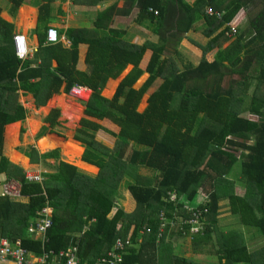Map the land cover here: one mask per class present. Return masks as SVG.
Returning a JSON list of instances; mask_svg holds the SVG:
<instances>
[{
  "label": "trees",
  "instance_id": "1",
  "mask_svg": "<svg viewBox=\"0 0 264 264\" xmlns=\"http://www.w3.org/2000/svg\"><path fill=\"white\" fill-rule=\"evenodd\" d=\"M6 1L11 15L27 3ZM52 1L45 0L39 7L36 30L43 31L37 51L26 60L16 55L11 40L14 26L0 16V173L5 175V182L14 180L20 185L17 196L0 194V238L20 239L25 248L39 255L42 244L29 235L28 229L38 219L39 211L51 208L53 226L47 232L46 249L78 247L83 264L101 262L117 239L127 238L132 246L122 251L124 264H197L173 253L167 241L171 231L161 239L158 235L160 212L164 211L168 219L188 217L191 212L184 207V199L193 201L202 191L206 198L199 205L208 211L202 217V234L190 236L193 245L197 243L195 239L204 242L216 229L220 201L224 199L231 212L264 239V0H195L192 5L184 0H129L139 7L138 23L158 22L159 44L137 46L124 42L125 31L110 27L114 14L119 13L113 4L96 14L91 29L60 30L70 47L62 42L47 44L49 24L53 22ZM208 10L223 16L209 17ZM241 10L249 18L245 29L238 31L225 49L219 48L208 63L205 55L216 44L231 39V28H238L242 18L236 15ZM197 14L203 18L205 29H210L203 32L206 37L221 31L200 47L202 59L198 66L172 69L170 58L165 57L164 36L170 33L168 40L179 46ZM81 44L88 45L86 71L77 68ZM149 52L151 56L143 68ZM128 65L132 68L120 80L114 95H102L110 80H116ZM146 72L147 80L135 88ZM159 78L162 79L157 84ZM155 84L146 108L139 111L144 95ZM63 86L67 95L76 86L91 91L75 140L85 147L81 160L97 167L99 173L93 177L79 170V164L94 168L81 160L73 164L76 167L59 161L58 149L39 154L31 147L24 155L32 164L48 159L58 163L54 172L43 174V181L29 180L24 169L4 156V134L14 147L17 123L28 119V109L19 102L20 92L32 94L40 108L55 104ZM60 117L61 110L52 109L44 120L49 127H44L38 138L47 131L52 133ZM99 131L118 139L115 151L96 140ZM25 133L20 131V135ZM46 138L50 146L60 143L54 136ZM131 143L134 147L126 157ZM39 147L43 152L51 150ZM14 155L15 163L29 162L24 155ZM78 156L68 150L65 154L68 161L75 163ZM237 161L246 185L242 196L236 193V181L232 179ZM140 167L152 169L157 175L145 177L138 173L134 182L126 183L137 203L135 211L127 214L117 206L116 193L122 178ZM173 191L178 194L176 202L169 201ZM22 196L28 200L20 201ZM182 227L187 231V224ZM241 235L230 233L224 237L219 264H264V245L252 251L239 238ZM138 240L141 242L136 246Z\"/></svg>",
  "mask_w": 264,
  "mask_h": 264
},
{
  "label": "crops",
  "instance_id": "2",
  "mask_svg": "<svg viewBox=\"0 0 264 264\" xmlns=\"http://www.w3.org/2000/svg\"><path fill=\"white\" fill-rule=\"evenodd\" d=\"M194 1L195 0H184V2L189 4V5H192L194 3ZM43 2H45V0H27V3H24L18 7V10L14 15H11V13L9 11L10 10L9 9L10 4L7 5L5 7V9H2V7H0L1 18L4 21H6L7 23H10L14 26V30H13V33L11 36L12 43H13V37L16 35H19V34L25 35L28 38L29 45L31 48V53L29 55L30 58L33 57L34 53L37 51V49L39 47V34H40V31H43L41 29L36 30L37 26H38L39 7ZM113 4L115 5V9L118 10L119 13L114 14L113 19H112V24L110 25V27L115 28V29H121V30L125 31V34L123 36L124 42L132 44V45H137V46H142L147 42H151L154 44L160 43L161 35L156 32L158 22H156V21H154V22L143 21L142 23H138L137 17L139 14V7L136 3L134 5H132V3L129 2V0H89V1H87V0H74L72 2L69 0H53L52 1L53 22L51 24H49V29L50 28H57L58 31L66 30L70 27L91 29V28H93V21L95 19L96 14L98 12L106 9V7L111 6ZM175 9L177 11V15H179V10H178L177 5H176ZM125 10H128L129 13L123 14L121 12V11H125ZM173 11H174V7H173ZM220 15H221V17L223 16L222 14H220ZM236 16H238L239 18L240 17L242 18V21L239 24L238 28H235L237 31H241L242 29H245L249 18H246L245 10L239 11ZM174 22L176 23V21H174ZM209 30L210 29H205L204 20L201 17V15L197 14L195 16V22L193 24L192 29L187 34H185L183 36L184 39L181 41L179 46L176 45L173 42V40H168L170 33H167L164 36V37H166V39H164L163 41L167 42L165 57L170 58V60H169L170 61V67L172 69H177L179 71H182V70H186L189 67H194L196 65L198 66L201 59H202V50L200 47L206 46L208 44L209 40L212 39L215 35H217L221 31V29L216 31L210 38H208L203 34V32L209 31ZM59 34H60V32H59ZM230 37H231V39H229L228 41L220 42L219 44H216V46H214L213 49L205 55V59L208 63L213 61L214 55L216 54L218 49L219 48L221 50L225 49L227 47V45L233 40V38L235 36H230ZM60 38H61L60 42H62L66 47H70L71 43L65 38V36H61V34H60ZM251 38H252V36L250 35L248 37V40H250ZM87 51H88V45L81 44L79 46V63H78L77 68L81 71L87 70V65L85 63ZM150 56H151V53L150 52L147 53L145 60L142 63L143 68L146 67ZM53 66H56V62H53ZM131 68H132V66L128 65L126 67V69L122 72V74L116 80H110L108 87H106L104 89L105 91L103 90L104 92H102V95H104L108 98H111L116 91V87H117L118 83L131 70ZM142 77H145L143 80V83H144L147 80V78L149 77V73L148 72L144 73L140 78H142ZM161 79L162 78H159L157 80V84L161 81ZM200 80L202 81L203 79H200ZM193 81L194 80H192V82ZM143 83L140 84L139 86H137L135 84L134 87L139 88L143 85ZM157 84H155L150 89V91L144 95V97H146V103H147V99H148L150 93L156 89ZM255 84H256V82H254V85L250 89V91L248 93L249 96H251L253 94ZM109 91H111V93L113 95H111V96L107 95L106 93ZM86 92L88 93L89 98H90L91 91H89L87 89ZM21 96H29L31 98L32 104L36 107L37 110H39V111L43 110V112H44V110H47L48 112L42 113L43 116L46 117L50 114V112L54 108H58L61 110V106L57 102V100L61 96H67V94L64 93V86H63L61 89V93L59 95H56V96H58V98L56 99L55 104L50 105V106L40 107V108H38L36 106L35 100H34L32 94H25L24 92H20L19 102L26 107V105L24 103H22V101H21ZM88 100L89 99H87L86 101H82V102L86 103ZM142 101H143V99H142ZM142 101L140 104H142ZM139 106H141V105H139ZM146 106L142 110L139 109V111H143L146 108ZM30 110L28 109V111H30ZM28 119H29V116H28ZM58 122L60 124V121H58ZM17 124L21 125V123H17ZM45 125H47V124H45ZM9 126H12V125H9ZM9 126H7V127H9ZM45 128H48V127H45ZM79 128H80V126H79ZM5 140H6V138H5V134H4V143H5ZM96 140L98 142L102 143L104 146L110 148V149H113L115 147L116 143L118 142L117 138H115V137H113V136H111V135H109L103 131H99L96 133ZM18 141H19V137L17 139V143H18ZM76 142L77 141H74V142L72 141L69 143L66 142L65 145H66L68 151L79 155L82 148ZM112 142H115L114 146H110L112 144ZM19 144H20V141H19ZM71 144H73V146H77L79 148V150L76 151V150L72 149ZM31 147L37 149L39 154H44V153H47V152L54 150V149H52V150L43 152V151H40V149H38L35 146H31ZM31 147H26L24 150H22L21 153L13 151V150L12 151L8 150L7 154L9 152H10V154H11V152H15L16 155H24V152ZM132 147H134V143H131V147L129 148V150L126 154V157L129 155ZM12 148H13V146L11 145V147H9V149H12ZM138 149H142V147H138ZM84 151H85V148H84ZM4 156L7 157L8 155H4ZM12 156H13V158H16L14 153L12 154ZM7 158L9 159V161H11V158H9V157H7ZM26 158L30 159L29 157H26ZM46 161L54 163L55 160L54 159H48ZM59 161H63L61 159L60 153H59ZM30 162H31V160H30ZM42 162H44V161H42ZM81 162H83V161L81 160ZM83 163H85V162H83ZM12 164H14V163H12ZM75 164H79V160ZM85 164L90 165L88 163H85ZM33 165H35V164H33ZM73 166H75V165H73ZM79 166L83 170H86L89 172L95 171L94 173L89 174L93 177L97 176L99 173V169L95 166L90 165L94 168H88V167L83 166L81 164H79ZM83 170H81V171H83ZM83 172H85V171H83ZM85 173H87V172H85ZM138 173L142 176H145V177H155L157 175L156 172L149 170V168L147 169L146 167H140L136 171L132 172L131 176L128 175V176H125L122 178L115 198L117 201V206L119 208H122L124 210V212L127 214L135 211V209L137 207V203H136L135 199L132 198L130 192L126 189V183L127 182H134V178H135L136 174H138ZM232 179L236 181V184H235L236 193L240 196L244 195L246 193V185H245L244 180L241 179L239 172L234 173L232 175ZM5 181H6L5 175L3 173H0V183H2V192L0 194H3L4 185L10 183L9 181H7V182H5ZM13 182H16V181L13 180ZM205 198H206V195L202 191H199V193L196 195V197L193 199V201H191L192 202L191 204L192 205H199L204 201ZM27 200H28V197H25V196H22L20 198V201H27ZM220 205H221V208H220V213L218 215V224L216 226V229L212 230V233L210 234L209 238L205 239L204 242L198 243L199 240L195 239V241L197 243L195 245H193L192 244V242H193L192 237L182 236L181 234L177 233L174 230L171 231V234L168 236L169 238L167 239V241L171 243L172 248H173V253L176 256L184 257L186 259H191V260L195 261V263H197V264H219V261H218L219 260V254L221 253L222 247H224L223 246L224 237L229 236L230 233H242V235L239 236V238L246 241L248 243L247 245L249 246V248L252 251H256L257 249H259L260 247H262L264 245V239L261 237H257L256 233L253 229H250V227H248L244 223H242L237 214H234L231 212L230 206L228 204V200L224 199V200L220 201ZM50 210H51V216H52L53 209L50 208ZM114 210L112 211V214H113ZM140 242H141V240H138V245H136V246H139ZM77 245H78V243H77ZM212 249H214L215 251H213ZM209 250H212V251L209 252ZM97 264H102V263L98 262Z\"/></svg>",
  "mask_w": 264,
  "mask_h": 264
},
{
  "label": "built area",
  "instance_id": "3",
  "mask_svg": "<svg viewBox=\"0 0 264 264\" xmlns=\"http://www.w3.org/2000/svg\"><path fill=\"white\" fill-rule=\"evenodd\" d=\"M152 11V9H150ZM209 17L220 18L221 15L214 13L211 10L206 12ZM236 33L235 28H231L229 35L233 36ZM58 32L55 29H50L48 32V42L56 43L58 42ZM14 49L16 51L17 57L19 59H25L30 53L29 41L25 35H16L13 38ZM83 98V97H81ZM29 180L40 181L41 177L39 175L27 174ZM9 185L4 186V193L17 196L19 191L15 188L12 190L8 188ZM14 187L13 185H11ZM170 199L172 201L176 200V194H170ZM161 214V226H160V236L164 231L165 224L167 222L166 217L163 213ZM203 211L198 209L193 212V215L183 223L189 224L190 234H200L203 230L202 221ZM51 210L43 209L39 211V217L35 223L29 226V235L35 240L40 241L42 244V252L37 255L33 251L27 249L22 245L20 239L10 240L8 238H0V264H81L78 259V250L76 248H69L67 250H47L46 244L49 239L47 238V232L53 226V221L50 218ZM147 232L150 233L151 229L148 227ZM130 242L128 240L117 239L114 247L111 251L107 253L106 258L101 259L102 264H122V258L120 251L129 246Z\"/></svg>",
  "mask_w": 264,
  "mask_h": 264
},
{
  "label": "rangeland",
  "instance_id": "4",
  "mask_svg": "<svg viewBox=\"0 0 264 264\" xmlns=\"http://www.w3.org/2000/svg\"><path fill=\"white\" fill-rule=\"evenodd\" d=\"M9 5L7 3L6 0H0V7H2V9H5V7ZM146 77V76H145ZM145 77L140 78V80L136 83L137 86H139L140 84L143 83V80ZM87 92H83V94H86ZM107 95L111 96L113 95L111 93V91L106 93ZM82 95V94H80ZM21 101L22 103H24L26 105V107L30 110L29 111V119H27L26 122L21 123V125L19 124L18 128H17V136L16 139H18L19 137V141L18 143L14 144V147L12 149H9V147H11L12 143L11 142H7L5 140L4 146H3V154L8 155L7 157L11 158L12 163L15 164L14 160H13V156L12 154L14 152H10L7 154L8 150L10 151H16V152H22V150H24L26 147H31V146H35L38 149L41 148L39 146H44V147H48L52 149H58L59 153L61 155V159L68 163V164H75V161H68V159L65 157V154L67 153V147H66V142H74L75 140V136L77 135V131L79 129L80 126V120L82 119L83 116V112L85 110V103H83L82 101H80V98L78 97H74L71 94L67 95V96H61L57 102L60 104L61 106V117H60V124L54 128L53 132L51 133L50 131H47V133L45 134V136L38 138V136L41 134V132H43L42 130L44 129V127H49L48 125L44 124V120L46 119L45 116H43L42 113L48 112L47 110H43L39 111L36 109V107L32 104L31 102V98L29 96H21ZM141 106H139V109L142 110L146 105V97L143 98L142 104H140ZM248 114H245V116ZM64 124V125H63ZM21 130H25V134L24 135H20V131ZM46 135L48 136H54L57 140L60 141V143H58L56 146H50L49 143H47V138ZM65 142L63 145H61V142ZM78 143L82 150L78 156V160H81V156H82V152H84V145L81 142H76ZM115 142H112V144L110 146H114ZM117 144V143H116ZM116 146V145H115ZM72 149L74 150H79L78 147L76 146H71ZM70 147V148H71ZM84 147V148H83ZM7 150V151H6ZM113 151H115V147L113 149H111ZM29 162L25 161L24 163H20L18 164L16 162L15 165L21 167L22 169L25 170L26 174H32V175H39L41 177L40 181H43V174L46 172H54L55 171V166L56 163H58L57 161L53 162H47L44 161L41 164H35L33 165L30 162V159H28ZM76 167V165H75ZM78 168V166H77ZM148 169V168H147ZM241 166H240V161H237L233 168H232V175L234 173L240 172ZM81 170V168H80ZM152 170V169H149ZM85 172H87L88 174H92L93 172H89L86 170H83ZM154 171V170H152ZM155 172V171H154ZM157 173V172H156ZM13 186L15 185V188H19V184L13 181H9ZM9 189H13L12 186H8ZM2 192V183H0V193ZM192 203V202H191ZM179 251V250H178Z\"/></svg>",
  "mask_w": 264,
  "mask_h": 264
},
{
  "label": "bare ground",
  "instance_id": "5",
  "mask_svg": "<svg viewBox=\"0 0 264 264\" xmlns=\"http://www.w3.org/2000/svg\"><path fill=\"white\" fill-rule=\"evenodd\" d=\"M69 1H74V0H69ZM153 11V10H152ZM221 18V17H220ZM219 18V19H220ZM218 19V18H217ZM50 29H55L57 32H58V38H59V40H58V42H56V43H50V42H48V33H47V44L48 45H53V44H57V43H60V41H61V38H60V34H59V31H58V29L57 28H50ZM49 29V30H50ZM49 30H48V32H49ZM237 33H238V31L236 30V33H235V35H233V36H236L237 35ZM231 36V35H230ZM14 38V37H13ZM28 39V38H27ZM29 41V40H28ZM13 46H14V43H13ZM29 47H30V45H29ZM30 50H31V48H30ZM30 53H31V51H30ZM30 53L27 55V57L25 58V59H19V60H26L28 57H29V55H30ZM17 55V54H16ZM88 88H86V87H80V86H76V87H74L73 88V90H72V93H71V95L72 96H74V97H78V98H80V101H86L87 99H89V95H88V93H86V94H83V92H86V90H87ZM78 90V91H77ZM89 90V89H88ZM90 91V90H89ZM80 94H82V95H80ZM81 97H83V98H81ZM71 146H73V144H71ZM77 147V146H76ZM6 185H9V186H11L12 184L11 183H8V184H6ZM5 186V185H4ZM13 188H15V185H14V187ZM15 189H17V188H15ZM18 191H19V188L17 189ZM3 191H4V187H3ZM3 194H5L4 192H3ZM170 194H176V200L175 201H172L171 199H170ZM6 195H8V194H6ZM9 196H11V195H9ZM179 198H178V194H177V192L176 191H173V192H170L169 193V201L170 202H176L177 200H178ZM185 200V203H184V207L187 209V210H189L190 212H191V215H189L188 217H176L175 219H168L167 218V216L165 215V212L164 211H161L160 213H163L164 214V216L166 217V219H167V222H166V224H165V227H164V231H163V233H162V235L160 236V229H159V235H158V239H161V238H163L164 237V235L167 233V231H172V230H174V231H176L177 233H180V234H182V235H189V236H194V235H201L202 234V232H203V230H204V224H205V222L203 221V230H202V232L200 233V234H190V232H189V224L186 222V223H183V221H186V220H188L192 215H193V212L195 211V210H198V209H200V210H202L203 211V214H204V212H207L208 211V208L207 207H205V208H200V205H192L191 204V201H188L187 199H184ZM202 217H203V215H202ZM50 218H51V216H50ZM52 219V218H51ZM161 223H162V220H161V214H160V226H161ZM183 224H187L188 225V227H187V231H184L183 230ZM121 240H128L129 242H130V244H129V246H126V247H130V246H132V241L129 239V238H127V239H121ZM126 247H124L119 253H120V255H121V258H122V264H124L123 263V256H122V251L126 248ZM77 250H78V254H79V248L78 247H75ZM78 259L80 260V263L81 264H83L82 263V260L79 258V256H78Z\"/></svg>",
  "mask_w": 264,
  "mask_h": 264
}]
</instances>
